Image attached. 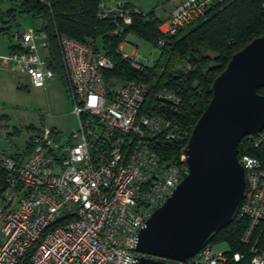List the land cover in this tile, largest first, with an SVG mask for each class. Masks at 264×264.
Returning <instances> with one entry per match:
<instances>
[{
    "label": "built area",
    "instance_id": "obj_1",
    "mask_svg": "<svg viewBox=\"0 0 264 264\" xmlns=\"http://www.w3.org/2000/svg\"><path fill=\"white\" fill-rule=\"evenodd\" d=\"M129 1L104 8L102 16L123 17ZM225 1L184 0L161 31L173 37ZM124 23L130 25L131 18ZM13 37L15 49L0 56L2 64L28 75L34 87H45L56 75L40 52L47 46L45 32L32 27ZM57 42L78 128L65 142H58L57 131L40 129L30 139L33 152L23 158L0 152V264H136L148 257L135 250L139 231L189 174L186 147L167 159L170 146L187 134L150 100L176 108L181 98L168 88L153 92L142 81L110 87L105 72L115 63L95 40L58 35ZM165 44L161 39L157 46ZM121 50V59L139 72L156 64ZM190 71L184 61L169 69L176 76ZM255 136L258 147L264 131L250 137ZM239 161L247 181L237 214L246 221L241 244L250 248V264H264V253L254 245L264 223V166L247 152L239 153ZM243 258L207 244L176 264H239Z\"/></svg>",
    "mask_w": 264,
    "mask_h": 264
},
{
    "label": "trees",
    "instance_id": "obj_2",
    "mask_svg": "<svg viewBox=\"0 0 264 264\" xmlns=\"http://www.w3.org/2000/svg\"><path fill=\"white\" fill-rule=\"evenodd\" d=\"M106 1L0 0V34L8 36L9 39L12 37L10 24L5 25L14 20L17 12L12 9L8 11L7 16L12 18L7 21L6 16L2 14V6L7 2L14 3L19 8V15H30L33 19L44 22L42 31L45 32L50 47V65L66 87L58 35H66L80 42L101 40L102 45H98V50L112 58L115 63L112 71L105 72L110 87L130 81H142L150 84L153 92L162 88L175 91L181 98V104L176 108L155 104L152 98L150 100L158 112L165 113L187 134L185 140L170 146V158L167 159L174 160L187 146L194 126L212 100L214 81L226 69L232 55L254 39L264 36L262 0H226V5L221 10L212 16H209L208 12L206 19L198 21L173 37L162 33L160 27L163 21L158 19L154 12H139L130 5V1L125 4L132 20L130 25L123 24L122 20H118L120 15L113 12L103 17L102 6H105ZM120 26L124 30L123 37L132 33L157 48L159 40H166L165 46L160 49V59L154 66L139 72L121 59L119 45L122 39L119 33H113V30ZM11 48L15 49V45ZM162 60L164 63L161 65ZM177 61L189 63L191 71L177 76L171 74L169 69ZM259 94L264 95V89L259 90ZM255 141L256 136L243 139L239 146L240 155L247 152L264 166V143L254 147ZM245 227L246 221L239 220L236 216L230 225L213 235L208 244L226 243L231 252L244 255L239 264H250V248L241 244ZM254 245L258 251L264 253V223L257 229Z\"/></svg>",
    "mask_w": 264,
    "mask_h": 264
},
{
    "label": "water",
    "instance_id": "obj_3",
    "mask_svg": "<svg viewBox=\"0 0 264 264\" xmlns=\"http://www.w3.org/2000/svg\"><path fill=\"white\" fill-rule=\"evenodd\" d=\"M264 36L232 55L185 149L189 174L137 235L136 264H176L194 257L230 225L247 181L243 139L264 131ZM169 260V261H164Z\"/></svg>",
    "mask_w": 264,
    "mask_h": 264
},
{
    "label": "rangeland",
    "instance_id": "obj_4",
    "mask_svg": "<svg viewBox=\"0 0 264 264\" xmlns=\"http://www.w3.org/2000/svg\"><path fill=\"white\" fill-rule=\"evenodd\" d=\"M118 1L120 3L121 0ZM119 3L116 4V7H118ZM225 5L226 1L220 5L215 4L209 10V16L221 10ZM102 7L103 9L106 8L104 6ZM108 7L113 6L111 4V6H107V8ZM126 7L127 5L122 8V10H124L123 17L118 16L119 14L117 15L119 17L118 20H122L123 24H125V18H130L129 10ZM140 8L144 11L148 10L147 7ZM11 9L16 11L17 15L19 14V8L14 3L7 2L2 6V14L6 16L5 19L7 21L12 18L11 16H7L8 11ZM14 19L15 20L11 21L10 25L12 35L10 39L14 43H16V41L13 36H15L17 32H23L32 27L37 29L40 26L39 22H35L30 15H18V17L15 16ZM9 24L10 23H7L5 26ZM123 31L121 26L113 30V33H119V37L122 39L119 50L123 47L121 51L129 55L135 52L137 56L140 55L145 59L152 58L150 62L160 59L161 50L159 48L146 42H142L139 46V38L130 36L126 39V36L123 37ZM7 37L8 36L0 35V53L4 52L6 49L8 43ZM97 44L101 47V40H98ZM41 51L43 55L47 56L46 59L50 62L51 55L49 44ZM150 62L149 65H151ZM163 63L164 61L162 60L161 65ZM63 72L65 73L64 70ZM15 75L17 78L21 77L20 73L15 72ZM25 82L27 85L22 90L0 94V152L18 158L26 157L33 152L34 148L30 144V139L32 136L37 135L41 131L40 129L49 128L57 131L59 133L58 142H65L78 128L77 118L73 115L74 104L68 93V88L58 74H56L52 80L48 81L43 88L34 87L28 79H26ZM212 245H214L217 250L229 249L226 243H215Z\"/></svg>",
    "mask_w": 264,
    "mask_h": 264
},
{
    "label": "crops",
    "instance_id": "obj_5",
    "mask_svg": "<svg viewBox=\"0 0 264 264\" xmlns=\"http://www.w3.org/2000/svg\"><path fill=\"white\" fill-rule=\"evenodd\" d=\"M183 1L184 0H156V1L155 0H131L129 3L134 7L135 10H137L139 12H143L145 14H147L149 12H154L155 16L158 19H161L163 21V25L160 27V30H164V28L166 27V25H167V23L171 17L172 11L178 5H180ZM117 3H119L118 0H107L104 4L105 5L104 7L111 6V4H112L113 7H108V8L109 9L115 8L117 6L116 5ZM140 7H143V8L147 7L148 10L144 11ZM18 15H16V17H18ZM34 21L39 22L40 26L37 29L42 31L41 29L44 27V22L40 19H37V20L34 19ZM10 25H11V23H10ZM0 35H3V34H0ZM3 36H5V35H3ZM130 36L132 37L135 35L129 34L126 39H128ZM7 40H8V43L6 45V49L4 52L0 53V56H4V55L9 54L12 51L11 47L13 45H15V43L11 39H9L8 37H7ZM142 42H145V41L140 39L139 46L141 45ZM46 45H48V41H47ZM122 49H123V47H122ZM41 50H43L42 47H41ZM40 52H41V55L43 58H47V56L42 54V51H40ZM135 55H137V54L135 52H133L131 56H135ZM138 56H140V55H138ZM151 59L152 58H149L148 60L151 61ZM154 62H157V61H154ZM15 72L20 73L14 66H5L2 64V62L0 60V94L9 93V92L12 93L15 90H22L27 85L25 82L26 79L30 80V82L32 83L31 78L28 75L20 73L21 77L17 78V76L15 75ZM1 86H2V88H1Z\"/></svg>",
    "mask_w": 264,
    "mask_h": 264
}]
</instances>
